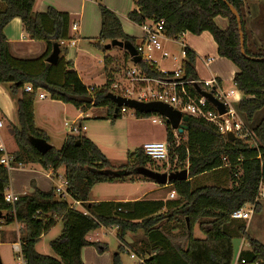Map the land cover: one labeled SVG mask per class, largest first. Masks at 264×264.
<instances>
[{"label":"trees","instance_id":"16d2710c","mask_svg":"<svg viewBox=\"0 0 264 264\" xmlns=\"http://www.w3.org/2000/svg\"><path fill=\"white\" fill-rule=\"evenodd\" d=\"M135 1L138 10L131 12L128 19L137 26L150 20H163L165 35L169 39L178 40L187 33L200 36L205 32L213 37L218 56L230 61L236 69L233 82L242 95L237 103V113L255 138L237 139L231 143L213 124L190 117L186 124V144L176 146L173 130L166 124L169 162L172 167L176 165L171 173L181 169L187 170L189 175L188 181L168 184L177 199L91 203L94 186L126 182L137 175L138 168H151L160 173L165 166H157L140 150L130 155L126 165L113 168L96 144L83 136H68L60 150L52 148L45 155L31 145L32 138L48 142L46 134L35 125V102L40 91L47 93L51 100L72 105L77 110L86 112L91 108H107L106 119L122 118L121 109L115 113L116 106L108 98L116 66L112 57H106L104 73L107 82L90 92L63 58L56 65L47 63L55 45H59L62 54L66 49L61 42L72 39L69 16L53 8L46 13H34L36 0H1L0 85H8L11 95L19 97L17 125L11 129L18 147L13 155L15 162L40 165L47 172L53 170L54 174L63 167L69 183L68 191L85 210L72 209L67 201L57 198L54 189L43 192L34 183L31 184V194L18 196L14 206L8 204L4 193L9 186V171L0 165V227L12 223L22 226L20 235L26 264H84L81 258L84 248L94 246L101 253L105 251L99 244L87 240L90 233L101 228H117L121 251H124L129 234L143 233L144 239L137 253L148 256V264H233V240L236 238L245 239L251 247V252L241 256L239 264L242 260L244 264H264V245L247 233L243 221L232 219L233 213L246 204L254 205V212L261 213L263 202L258 200V193L264 182V51L252 53L247 47L244 9L248 0ZM255 1L264 3V0ZM230 6L241 19L246 56L241 53L239 24ZM99 8L101 32L97 47L106 52L105 46L117 40L137 48V40L123 31L115 12L102 4ZM15 18L21 19L23 31L30 40L46 44L47 50L42 57L25 60L12 56L3 31ZM218 19L226 21V29L219 26ZM185 51L184 78L199 81L195 69L197 55L187 46ZM129 61V55L124 52L125 69ZM138 67L150 78H164L155 65L142 61ZM26 86H32L33 92L26 93ZM189 91L196 94L192 87ZM148 116L136 112L138 118ZM224 168L232 176L234 185L231 188L192 189L191 180ZM143 179L140 176L137 180ZM58 222L62 224V232L50 242L56 257L38 253L37 243ZM197 227L204 238L195 237ZM113 264H121L120 252L113 256Z\"/></svg>","mask_w":264,"mask_h":264},{"label":"rangeland","instance_id":"374dc122","mask_svg":"<svg viewBox=\"0 0 264 264\" xmlns=\"http://www.w3.org/2000/svg\"><path fill=\"white\" fill-rule=\"evenodd\" d=\"M218 21L219 26L222 29H225L226 22L223 19H218ZM83 48H87V50L89 49L88 51H90L93 56L98 59H95V66L93 68L94 72H96V75L94 78L92 77V79H86L87 84L102 85L105 81L103 75L104 57L102 53L95 46L91 47L89 45H83ZM174 51L178 58V67L182 68L184 61L183 49L176 45ZM112 55V58L114 60L113 64L116 66V73L113 76V80H123L125 77V66L123 63L124 51L115 48ZM129 65L130 67L132 66L131 64ZM175 69L176 67L174 66V62H172L171 60L165 61L163 63V66H159V70L162 72H174ZM195 69L199 80L202 81H207L211 78V75L217 74L223 82L225 92H229L234 87L232 73L234 70L236 71V69L234 65L228 60L223 59L222 61H218L216 59L210 69L206 68L202 63H196ZM0 90H2V94L8 95L9 90L5 86L0 87ZM40 93L44 92L40 91L39 94ZM1 98L4 101V98ZM38 101L39 97H37L36 99V102ZM236 101L238 100H235L234 98L226 100V102L230 104L231 108L237 113L238 102ZM39 102L40 103L38 105V109L40 110V115L44 117L43 120L46 126L45 129L49 137H47L48 143L54 149L60 150L64 143V139L68 136V131L64 125L66 123L70 124L79 112L74 107L66 108L64 107V104L62 105L60 103H54L50 100V98H47V100L43 102ZM0 103H2L1 99ZM107 112V108H94L91 111H87L85 113L86 120H84L82 124L88 130L87 132H84L83 135L86 138L91 137V139L96 141V144L99 145L100 148H102L100 150L106 156L113 168H118L126 165L129 162L130 155L142 150L143 145L146 143L167 142L166 123L161 121L158 116L149 115L148 117L138 118L131 111L129 115L115 121H104L102 117H106L108 115ZM153 119H156L160 122L153 124ZM13 126L14 125L5 126L4 129L0 130V135L4 140L9 153L16 149L11 132ZM185 144L186 132L180 137V145ZM60 170H62L61 172H63L64 168L62 167ZM179 171L183 170L180 169ZM44 172L45 169L40 165L34 166L33 168L32 166H28L24 169H14L9 172V186L7 187V189H11V187H13L14 189L21 186L29 188L30 184L33 182L35 184L37 183L40 186L41 191L46 192L48 191L50 186H53L54 183L45 177ZM138 178H140V176L136 175L132 179H129L123 183H104L96 185L91 190L90 199L94 202H98L103 200H124L132 197H139L152 186L149 185L152 184L150 183L152 181L146 178L138 181ZM191 184L193 190L202 187L214 186L231 188L234 185L232 182V176H230L225 168L198 176L195 179L191 180ZM158 187L160 188V191L149 194L147 199L169 200L168 197L171 189L163 186ZM20 195L23 194L20 193ZM176 199L177 196L174 200ZM263 208L264 205L262 206V209ZM260 227L262 228L264 226ZM21 228L22 226L18 223H12L10 225H4L0 227V264H16V262L18 261L17 256H15V254L13 253V243L20 242L18 235L20 234ZM61 231L62 224L58 223L44 237V239L41 241V244L39 245V252L42 255L56 257L50 247V241L56 239L60 235ZM106 233V240H109L112 246V251H114L115 254L120 252L121 264H139L138 260L131 259V254L133 252L138 255V253L136 252L139 250L140 242L142 241V239H144L143 233H139L137 235H128L125 246H127V248L131 251V254H128L127 252H125V250H120L121 244L116 237V229L112 228L106 230ZM257 234L264 237V229H257ZM195 237L201 239L204 238V235L200 232L198 227L195 228ZM239 241L240 239L234 240L235 250Z\"/></svg>","mask_w":264,"mask_h":264},{"label":"crops","instance_id":"0c3cea01","mask_svg":"<svg viewBox=\"0 0 264 264\" xmlns=\"http://www.w3.org/2000/svg\"><path fill=\"white\" fill-rule=\"evenodd\" d=\"M101 4L106 6L113 12H115V14L118 16L122 24L123 31L127 35L134 37L137 40L138 46L144 43L143 42L144 36H143L142 30L139 28V26L131 23L130 20L128 19V16L131 12L138 10L135 0H98V1H93V0H36L35 5L33 7L34 13H46L49 8H53L60 13L67 14L69 16L71 26L74 23L79 24V29L76 33L70 32V37L76 40V46L73 48H68L64 53L60 54L59 61L61 58H63L66 63H69L72 66L73 70L77 72L83 85L88 89L101 88L107 82V78L104 73L103 75H104L105 81L102 85H95V84L88 85L87 84L86 79H92V77L94 78L96 75V72H94L93 70L95 66L96 57L93 56V54L90 51H88L89 49L87 50V48L86 49L83 48V45H89L91 47L95 46L96 48H98L96 43H97V39L99 38L100 32H101V13H100V8H99ZM2 8L3 6L0 0V9ZM263 11H264V3H261L255 0L246 1L244 14H245L246 31H247V47L249 51H251L252 53L264 51V21L262 20V16H264ZM217 22L219 24L218 20ZM226 27H227V23H226ZM3 34L5 38L7 39V41L10 43L12 56L16 59L32 60V59H37L39 57H42L46 53V50H47L46 44L41 41L30 40L24 33L22 21L19 18H15L14 20H12L9 23V25L5 27ZM176 45L181 48H183L184 46H187L188 48H190L197 55L196 63L197 64L202 63L206 68H209V69L211 68L212 64L216 61V59L218 61H222L224 59L218 56L217 45L213 37L207 32L203 33L200 36H195L190 33H187V34H184L183 37L179 40L163 39V46H164L165 51L169 52L170 54L174 56H176L175 51H174V49L176 48ZM114 49L115 48H111L110 50H106V52H104L102 49L98 48V50L102 53L104 57L103 71L105 68V58L113 57L112 53L114 52ZM154 56L157 60L158 69L160 65L163 66V63L165 61H169V60H162L160 58V54L155 53ZM206 58H211L212 61L206 64V61H205ZM174 66L177 67L178 64H174ZM235 72L236 71L234 70L232 73L233 80H234ZM212 79H216L218 82V86L223 91L225 90L223 82L217 74L211 75V78L209 80H212ZM2 86H5L9 90L8 85H0V87ZM234 89H235V86L233 87L232 90ZM2 93H3L2 90H0V99L2 102L0 103V109H2L1 110V120H3L5 126L17 125V108H18L17 100L19 97H13L10 91L8 92V95H4ZM43 94L46 96V98L43 100L39 99V101L41 102L47 100V98H50V96L47 93L44 92ZM1 97L4 98V101ZM241 99H242V95L240 94V99L236 102H239ZM39 101L35 102V125L38 130L45 133L46 136L48 137L46 133V129H45L46 126L43 120L44 117L40 115V110L38 109V105L40 103ZM51 101L54 103H60L62 105L64 104L58 101H53V100ZM64 107L69 108V107H74V106L64 104ZM93 109L94 108H91L89 110L91 111ZM77 111L79 113L73 119V121L78 119L82 123L84 120H86L85 113L87 111L86 112L81 111V110H77ZM106 117H102V119L104 121H109L108 119L107 120L105 119ZM238 117L240 120L243 121L242 117L239 114H238ZM87 130L85 132H87ZM83 134L82 136L84 137ZM66 138L64 139L63 142H65ZM254 138H255V135H254ZM87 139L91 140L93 143L96 144V141L91 139V137ZM96 146L99 149H102L100 148L99 145L96 144ZM15 148L16 149L14 151H11L12 155H14L18 151V147L16 143H15ZM28 166H32L33 168L34 166H37V165L27 164V165H23L21 169H24L25 167H28ZM14 169H17V168H14ZM47 173L48 172L45 170L44 172L45 177L54 183L53 179H50ZM150 183L152 184H149V185H152V186L148 188V190L145 191L139 197H134V198L132 197L129 199H124V200H103V201H98V202L129 203V202H135L139 200H153V201L162 200V199H147L149 194L160 191V188L158 187L157 184L155 186L154 182H150ZM31 184L29 188L25 186H21V187H17L13 189V187H11L10 191L17 196H20V193H22L23 195L31 194L33 192V188ZM35 185L39 190H41L40 186L37 183ZM54 186H55V183L53 184V186H50L48 191L46 192L53 190ZM171 194L172 192H170L169 194V197H168L169 200H173L171 199ZM163 201H167V200H163ZM91 203H96V202L91 200ZM263 205H264V200H263L262 206ZM243 222L246 224L247 233L252 238H254L258 242H260L262 245H264V237H262L261 235L259 236L257 234V229H264V227L262 228L260 227V226H264V208L262 209L261 213L259 214L254 213L250 220L243 221ZM109 229H112V228H101L95 232L90 233L87 236V240L89 242L99 244L100 246L105 248V251L101 253L94 246H89V247L84 248L81 253V258L84 264H113V256L115 253L111 249L112 246L109 240H106V237H107L106 230H109ZM48 233H46L41 238V240L37 243L36 250L38 253H40L39 245L41 244V241L44 239V237ZM116 237L118 238L117 229H116ZM18 238H19V241L21 242L20 234L18 235ZM236 239H240V241L238 242L236 250L234 246V252L236 253V256L234 254L233 264H239L241 260V256L244 253L251 252V247L245 239L243 238H236ZM234 240H233V245H234ZM15 243H18V242H14L13 245ZM13 253L15 254L14 250H13Z\"/></svg>","mask_w":264,"mask_h":264},{"label":"built area","instance_id":"2783aa9c","mask_svg":"<svg viewBox=\"0 0 264 264\" xmlns=\"http://www.w3.org/2000/svg\"><path fill=\"white\" fill-rule=\"evenodd\" d=\"M98 1V0H93ZM165 22L161 21H146L139 26L143 33V44L139 45L136 50L144 63L149 65H155L157 67V60L154 56L155 53L160 54L162 60H171L174 64H178L177 56L165 51L163 46V39H169L165 35L164 31ZM79 29V24L74 23L70 27V32L76 33ZM183 35L179 38L181 39ZM178 39V40H179ZM64 49L73 48L76 46V40L71 39L69 41H62L60 44ZM184 46L183 56L186 57V51ZM141 61V62H142ZM206 64L212 61L211 58H206ZM130 65H127L125 69V77L123 80H113L110 86V93L120 96L122 98L136 100L143 103H162L171 106L174 110L180 112L182 116L193 117L195 119L204 120L213 124L218 132L226 138V126L230 124L233 127L237 139L248 140L254 138V134L247 130L243 121L239 119L238 114L231 108L230 104L226 100L234 98L240 99V93L236 90L229 92L223 91L219 86L216 79L209 81H194L186 80L182 73V68L176 67L174 72H162L158 68V71L164 75L163 79H154L148 77L138 65H135L129 61ZM168 73H171L170 75ZM200 87L203 92L212 94L218 101L225 105L227 110L225 115H220L217 109L203 96H201L197 90L196 94H192L189 89ZM94 88L89 89L93 92ZM26 93H32V86L25 87ZM39 99H45L46 96L43 93L38 95ZM136 115V111L129 108H121V116H127L130 112ZM1 112V109H0ZM158 116L161 121L165 123V119ZM160 121L153 119L152 123L156 124ZM65 128L68 131V136L78 137L87 130V128L80 122L75 120L70 124H65ZM5 125L3 120L0 119V130L4 129ZM174 132V140L176 146L180 145L181 134L177 131ZM227 140V139H226ZM253 143V140L249 141ZM254 146V145H253ZM144 154L157 166L164 167L165 169L160 173L170 174L175 168L172 167L169 162V144L167 142H150L143 145ZM0 165L5 167L9 172L14 168H22L23 165L15 162L14 156L8 152L6 144L0 135ZM50 179H53L57 198L62 201H67L72 209L85 210L82 207L81 202L73 199L71 193L68 191L69 183L65 177V173L59 171L54 174L53 170L47 173ZM18 196L13 194L10 189H6L4 193V199L8 204L15 205ZM175 198V193L172 192L171 199ZM258 200H264V182L260 185ZM255 206L252 204H246L240 210L236 211L232 215V219L235 221H248L255 213ZM117 229V228H113ZM13 250L17 256L16 264H26V261L22 252V243L18 242L13 245ZM125 252L131 254V251L125 246ZM131 259L138 260L139 264H148L149 257L131 254ZM245 261L242 260L241 264Z\"/></svg>","mask_w":264,"mask_h":264},{"label":"water","instance_id":"95a60500","mask_svg":"<svg viewBox=\"0 0 264 264\" xmlns=\"http://www.w3.org/2000/svg\"><path fill=\"white\" fill-rule=\"evenodd\" d=\"M230 10L237 19V22L239 24L241 53L243 56H246L244 51V46H245L244 36L241 32L242 27H241L240 16L238 12L231 6H230ZM111 48H118L126 52L129 55L131 62L135 65H139L140 62L142 61L141 57L138 55L136 48L132 46L130 43L114 40L105 46L106 50H110ZM60 54H61V50L59 45H55L53 47L51 55L47 58V63L51 65H56L59 62ZM196 90L201 96L206 98L217 109L220 115L226 114L227 110L225 108V105L220 101H218L212 94L203 92L200 87H196ZM108 98L116 106L115 113H117L121 108L126 107L145 115L155 114L164 118L165 123L170 125L173 131H177L180 134H183L188 131V127L186 126V124L189 122L190 118L187 116L183 117L180 112L174 110L169 105L156 103V102L143 103L136 100L122 98L112 93L108 94ZM226 139L228 142L231 143L237 140V136L235 135L233 127L230 124L226 126ZM30 143L42 155L47 154L53 148L44 139L32 138L30 139ZM136 174L138 176L144 177L156 183L158 186H165V187L168 186V184L172 183L173 181H179V182L188 181V176H189L187 170L167 174V173L155 172L148 168H138L136 170Z\"/></svg>","mask_w":264,"mask_h":264}]
</instances>
